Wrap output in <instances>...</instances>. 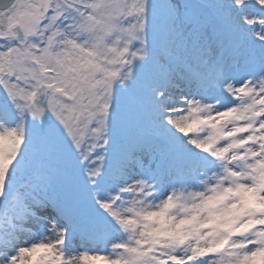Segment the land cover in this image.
<instances>
[{
    "label": "snow or ice",
    "instance_id": "snow-or-ice-1",
    "mask_svg": "<svg viewBox=\"0 0 264 264\" xmlns=\"http://www.w3.org/2000/svg\"><path fill=\"white\" fill-rule=\"evenodd\" d=\"M0 264H264V0H0Z\"/></svg>",
    "mask_w": 264,
    "mask_h": 264
}]
</instances>
